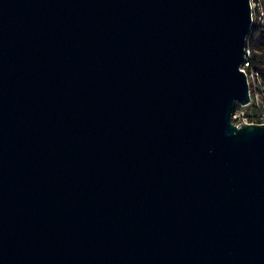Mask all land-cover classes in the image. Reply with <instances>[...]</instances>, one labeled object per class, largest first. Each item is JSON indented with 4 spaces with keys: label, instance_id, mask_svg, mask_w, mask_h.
Returning <instances> with one entry per match:
<instances>
[{
    "label": "water",
    "instance_id": "95a60500",
    "mask_svg": "<svg viewBox=\"0 0 264 264\" xmlns=\"http://www.w3.org/2000/svg\"><path fill=\"white\" fill-rule=\"evenodd\" d=\"M250 0H0V264H264Z\"/></svg>",
    "mask_w": 264,
    "mask_h": 264
},
{
    "label": "built area",
    "instance_id": "2783aa9c",
    "mask_svg": "<svg viewBox=\"0 0 264 264\" xmlns=\"http://www.w3.org/2000/svg\"><path fill=\"white\" fill-rule=\"evenodd\" d=\"M250 2L254 24L259 23L264 25V0H250ZM250 57L251 50L247 45V58L241 68L248 76L252 100L247 107H240L234 110L232 121L236 125L243 123H264V99L261 92L264 90V85L260 73L252 68Z\"/></svg>",
    "mask_w": 264,
    "mask_h": 264
},
{
    "label": "trees",
    "instance_id": "16d2710c",
    "mask_svg": "<svg viewBox=\"0 0 264 264\" xmlns=\"http://www.w3.org/2000/svg\"><path fill=\"white\" fill-rule=\"evenodd\" d=\"M248 47L251 50L252 68L257 70L264 85V25L255 23L248 37ZM264 99V90L261 91ZM241 106L235 105L234 110Z\"/></svg>",
    "mask_w": 264,
    "mask_h": 264
}]
</instances>
